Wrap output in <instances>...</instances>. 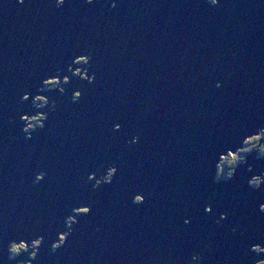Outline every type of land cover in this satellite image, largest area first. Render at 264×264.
I'll return each mask as SVG.
<instances>
[{
	"label": "water",
	"instance_id": "1",
	"mask_svg": "<svg viewBox=\"0 0 264 264\" xmlns=\"http://www.w3.org/2000/svg\"><path fill=\"white\" fill-rule=\"evenodd\" d=\"M221 4L0 0V264H18L12 242L41 235L32 264H190L193 253L201 264L264 259L250 251L264 241V155L247 154L233 180L217 176L225 150L264 133V0ZM81 53L90 54L81 78L63 85L61 77L48 91L43 80L67 74L66 66L74 72ZM88 74L94 82L82 79ZM40 87L55 97V112L51 99L42 109L21 100ZM38 111L46 126L28 140L20 115ZM112 163L119 172L111 185L79 182ZM136 193L146 202L135 204ZM209 197L211 215L203 211ZM81 203L92 215L69 230L66 218Z\"/></svg>",
	"mask_w": 264,
	"mask_h": 264
},
{
	"label": "snow or ice",
	"instance_id": "2",
	"mask_svg": "<svg viewBox=\"0 0 264 264\" xmlns=\"http://www.w3.org/2000/svg\"><path fill=\"white\" fill-rule=\"evenodd\" d=\"M96 2V0H85V3L86 4H94ZM211 2V0H209V3ZM17 3L20 4V5H23L26 3V0H17ZM55 3L57 4V0H55ZM66 3H68V0H63V4L60 5V7H63ZM107 7V5H105ZM215 6H222L221 4V0H217V4ZM111 7L112 8H116L117 7V0H111ZM72 63L74 65H89L90 64V54H87V53H81V54H78V56L74 59V61H72ZM72 68L73 67H67L66 66V72L67 74H64L65 70L64 69H61L59 72H55L53 74H51V76L49 78H45L43 80V85H52L53 82L55 83V86H60V82H61V77H62V81H63V85H69L72 83V80L69 81L68 77H80L81 78V75H80V71L77 70L75 72L72 71ZM77 69H79L80 67H75ZM92 79L89 80V74L88 75H85L82 79L85 80V81H90V82H94L96 77L95 75L91 76ZM230 78V77H229ZM220 86V85H219ZM45 87H40L38 89V91L40 93H43L45 91ZM47 90L48 91H53L52 88L50 87H47ZM60 91H63V88H60ZM38 96H42V97H45V95H35L34 97L32 96V93L31 91H29L27 94H24L22 95L21 97V100L23 102H27L29 100H32L34 98H37ZM47 97V96H46ZM48 99H46L45 104H48V101L51 99V101H53V104L51 106V112H55L56 111V104H55V97H52V98H49L47 97ZM83 98L82 96V92L81 91H75V95H74V101L75 102H79L81 99ZM49 119V117L47 118V120ZM20 120L21 121H27L28 120V115L26 114H21L20 115ZM45 124H42L40 125L39 129H43L45 128ZM124 129V124L119 122V121H116L114 122L113 124V131L114 132H121L122 130ZM23 132L27 134V139L28 140H32L33 139V136L32 134L34 132H37V129L32 126V127H23ZM139 140H140V136L139 135H135L133 136L131 139L128 140V143L131 145V144H136V143H139ZM229 150H231V152H229ZM246 151H249L248 149L244 148V147H237L235 145L233 146H230L227 150H225V154L226 155H231V153H237V152H246ZM121 155H123V153H121ZM220 158V156H219ZM236 159H239V157H236ZM109 168H115V171L111 173V179L110 180H107L106 182H103L99 185L96 184V180H97V177L95 175H93V173L95 172H92L90 174H86L79 182L84 184L85 186L88 185L89 181H94V185L95 187L93 186L94 189H100L103 185H111L113 182H114V178L117 176L118 172H119V169L117 166H115L114 163L110 164L108 169ZM218 171H217V176L219 179H224V171H223V168H217ZM238 169V167H237ZM237 169L236 170H233L232 171V174L231 175H228L227 176V179L228 180H233L236 176V172H237ZM47 176V173L46 172H40L37 174V182H42L45 180ZM252 186H255L256 188H259L262 186V184L260 183L259 185L253 183ZM237 198V197H234V199ZM146 199H147V196L145 193H136L134 195V203L137 204V205H141L143 203L146 202ZM75 209V212H73V210ZM203 211L208 214V215H211L214 211V208H213V205H212V197H209L208 198V203L204 206L203 208ZM257 211L261 214H264V201L260 202L259 205H258V208H257ZM92 212H93V206L92 205H89L87 203H81V204H78L76 205L73 209H72V213L71 215L68 216V218H71V223H69L67 225L68 229L71 230L73 225H76L78 224L80 221L77 219V217H89L92 215ZM228 219V213L225 212L223 214H221L219 216V218L215 221V223L218 225V226H222L223 222L225 220ZM183 223L185 225H191L192 223V220L190 217H185L183 219ZM97 231H99V229H97ZM240 231L238 228L236 227H233L232 228V232L233 233H236ZM66 233V238H64L62 240L61 238V234L59 235V238H58V242L53 244L52 245V248L53 249H59L60 247H62L67 239L69 238V236L71 235V231H68V232H64ZM243 235V233H241ZM251 239V238H249ZM36 240H40V243L39 245H33V242L36 241ZM62 240V242H61ZM43 241H44V237L43 235H41L39 238L37 239H34L31 241V245H32V249H39L42 244H43ZM13 243V242H12ZM11 243V244H12ZM16 244H20V243H24L25 244V248L23 249V251H21L20 253H18L17 255L13 256L12 255V259H16L17 257L21 256V254H24V253H28L30 248H29V242L28 240L26 239H21L18 243L15 242ZM55 245V247H54ZM9 251L10 253L12 254L11 252V245H10V248H9ZM250 251L251 252H255V253H264V241H261L260 239H257L255 240V242L252 243L251 247H250ZM33 251L31 252V260H36L37 259V254L35 256L32 255ZM30 264H31V261H30ZM257 264H264V259H259L257 261Z\"/></svg>",
	"mask_w": 264,
	"mask_h": 264
},
{
	"label": "rangeland",
	"instance_id": "3",
	"mask_svg": "<svg viewBox=\"0 0 264 264\" xmlns=\"http://www.w3.org/2000/svg\"><path fill=\"white\" fill-rule=\"evenodd\" d=\"M77 70H79L80 71V75L82 74L81 73V69H76L75 71H77ZM74 71V72H75ZM69 79V78H68ZM50 85H47L46 87H49ZM34 101H35V105L39 108V109H42V108H44L45 107V102L44 101H38L36 98H34ZM41 119H42V114H36V115H33V116H29L28 115V120L27 121H25L26 122V124H25V126L26 127H32V126H34L35 128H36V126H40V124H41ZM24 126V127H25ZM252 137H260V134L259 133H257V134H255V135H252V136H250V137H248L246 140H245V147L244 148H246V149H248L249 151H246V152H237V153H231V154H235V156L236 157H239L240 159H241V161L242 162H244L245 161V157H244V155L246 154V153H248V152H253L254 150H258V151H260L259 150V148H257L256 147V144H255V141L254 140H251L250 141V138H252ZM250 141V142H249ZM230 152V151H229ZM236 160V159H235ZM233 164V162H232V155H222V161H221V165H222V167L221 168H223V171H224V174L225 173H227L228 172V170H229V166L230 165H232ZM263 174H264V172H263ZM256 177H259V176H253V178L250 180V183L251 184H253L252 183V181L256 178ZM102 181H107V178L106 177H104L103 179H102ZM67 221L69 222V220L67 219ZM58 242V241H57ZM57 242H54L53 244H55V243H57ZM18 243V242H17ZM31 247V248H30ZM30 249H32V245H30ZM30 251V250H29ZM29 262L30 261H27V262H20V263H18V264H29Z\"/></svg>",
	"mask_w": 264,
	"mask_h": 264
},
{
	"label": "clouds",
	"instance_id": "4",
	"mask_svg": "<svg viewBox=\"0 0 264 264\" xmlns=\"http://www.w3.org/2000/svg\"><path fill=\"white\" fill-rule=\"evenodd\" d=\"M210 3H211L212 5H216V4H217V0H211ZM62 4H63V0H57V4H56V6H57L58 8H59L60 5H62ZM217 7H221V6H217ZM234 55H235V54H234ZM52 86L55 87V83H54V82H53ZM217 87H219V84H217ZM36 99H37L38 101H46V97H42V96H38ZM258 139H259V137H252V138H250V141H251V140H258ZM250 141H249V142H250ZM262 150H264V149H262ZM231 155H232V162L234 163V162H235V159H236V156H235V154H231ZM114 171H115V168H109V170H108L107 180H110V179L112 178V177H111V173L114 172ZM231 174H232V172L229 173V175H231ZM252 183H255V184L259 185V184L261 183L260 177H256V178L252 181ZM97 185H99V182H98ZM70 223H71V221H70ZM66 235H67L66 233H62V234H61V238H62V240H63L64 238H66ZM62 240H61V242H62ZM39 243H40V240H36V241L33 242V245H34V246H35V245H39ZM54 247H55V245H54ZM24 248H25V244H24V243L16 244L15 242H13V243L11 244V252H12V255H13V256L17 255L18 253H20L21 251H23ZM37 249H38V248H37ZM36 254H37V252H36V251H33L32 255L35 256ZM201 259H202V257L200 256L199 253H193L190 264H201ZM29 264H30V262H29ZM186 264H189V262H186Z\"/></svg>",
	"mask_w": 264,
	"mask_h": 264
},
{
	"label": "flooded vegetation",
	"instance_id": "5",
	"mask_svg": "<svg viewBox=\"0 0 264 264\" xmlns=\"http://www.w3.org/2000/svg\"><path fill=\"white\" fill-rule=\"evenodd\" d=\"M255 141V140H254ZM250 152H248V153H246L245 155H244V157H246L247 156V154H249ZM259 155H261V153H260V151H259ZM242 161H239V163H241ZM222 167V165L220 164V166H219V168H221ZM229 168V170H228V172L227 173H225L224 174V178H227V176L229 175V173L232 171V166H229L228 167ZM34 249H30V251L32 252ZM54 251L56 250V249H53ZM31 252L29 253V255H27L28 253H24V254H21V256H19V257H17L16 259H18V263L19 262H27V261H29V260H31ZM11 257H12V254H11ZM32 264V263H31Z\"/></svg>",
	"mask_w": 264,
	"mask_h": 264
},
{
	"label": "trees",
	"instance_id": "6",
	"mask_svg": "<svg viewBox=\"0 0 264 264\" xmlns=\"http://www.w3.org/2000/svg\"><path fill=\"white\" fill-rule=\"evenodd\" d=\"M255 144H256V147L259 148L261 155H264V150H262V149H264V133L260 135L258 140H255ZM239 161H241L240 158L236 159L235 162L232 165H230L233 167L232 171L235 169L237 164H239Z\"/></svg>",
	"mask_w": 264,
	"mask_h": 264
},
{
	"label": "bare ground",
	"instance_id": "7",
	"mask_svg": "<svg viewBox=\"0 0 264 264\" xmlns=\"http://www.w3.org/2000/svg\"><path fill=\"white\" fill-rule=\"evenodd\" d=\"M76 67H80L79 69H81V70H84V65H76ZM38 94L39 95H44V93H40V92H38ZM36 114H42V111H38V113H36ZM29 116H31V115H29ZM107 176H108V171H106L105 173H104V175H97L96 177H97V180H96V184H98V182L100 183H103L104 181H102V179L104 178V177H106L107 178ZM261 176H264L263 174H261ZM260 177V176H259ZM73 212H75V209L73 210ZM71 214H73V213H71ZM70 214V215H71ZM69 216V215H68ZM68 216H67V218L66 219H68L69 220V222L68 223H70V221H71V218H68ZM30 245H31V243H29ZM30 245H29V247H30ZM31 248V247H30ZM30 261V260H29Z\"/></svg>",
	"mask_w": 264,
	"mask_h": 264
}]
</instances>
